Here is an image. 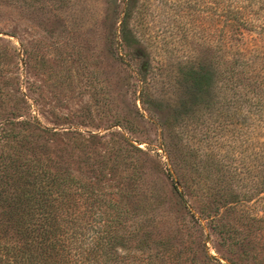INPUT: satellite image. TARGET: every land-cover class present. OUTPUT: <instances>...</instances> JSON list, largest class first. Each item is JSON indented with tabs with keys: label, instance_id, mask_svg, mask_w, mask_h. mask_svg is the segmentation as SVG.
Wrapping results in <instances>:
<instances>
[{
	"label": "rangeland",
	"instance_id": "obj_1",
	"mask_svg": "<svg viewBox=\"0 0 264 264\" xmlns=\"http://www.w3.org/2000/svg\"><path fill=\"white\" fill-rule=\"evenodd\" d=\"M239 5L249 28L226 16ZM261 26L264 0H0V119L50 129L61 166L153 219L183 264H262L264 231L220 209V223L251 239L249 259L198 215L211 201L200 187L227 185L218 165L192 169L221 158L244 208L264 218V116L223 74L232 61L240 89L264 90Z\"/></svg>",
	"mask_w": 264,
	"mask_h": 264
},
{
	"label": "trees",
	"instance_id": "obj_2",
	"mask_svg": "<svg viewBox=\"0 0 264 264\" xmlns=\"http://www.w3.org/2000/svg\"><path fill=\"white\" fill-rule=\"evenodd\" d=\"M226 16L233 25L250 27L240 5L228 7ZM259 29L264 32V26ZM194 74L198 82L210 77V73ZM223 74L232 95L239 91L238 98H248V104H254V112L263 117L261 85L253 81L251 88L244 85L240 89L242 77L234 71L232 61L227 60ZM49 131L30 119L18 122L0 119V264L185 263L179 252L172 249V239L163 236L153 219L132 214L125 202L107 197L96 184L62 167L53 156H59L58 152L50 148L46 138ZM190 156L198 155L192 150ZM198 158L192 169L208 174L206 168L211 159L219 167L220 180L227 184L215 179V185L200 187L197 194L211 201L198 208L199 217L212 230L219 229L217 234L225 250L233 252L237 248L245 257L257 258L254 247L244 245L251 243V239H243L229 221L220 223L219 213L220 209H228L239 214L241 219L236 222L247 227L251 235L264 231V218L244 208L246 195L238 199L241 191L234 189L233 175L224 170L221 158L212 159L208 155ZM226 175L230 177L223 178ZM263 190L264 186L260 187L258 194ZM205 257L209 262L214 261L210 256ZM190 264H195L193 259Z\"/></svg>",
	"mask_w": 264,
	"mask_h": 264
}]
</instances>
